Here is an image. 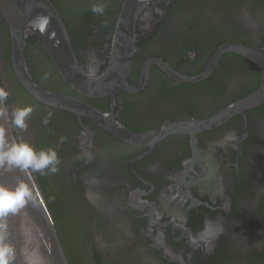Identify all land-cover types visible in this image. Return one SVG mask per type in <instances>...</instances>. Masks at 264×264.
<instances>
[{
  "label": "flooded vegetation",
  "instance_id": "obj_1",
  "mask_svg": "<svg viewBox=\"0 0 264 264\" xmlns=\"http://www.w3.org/2000/svg\"><path fill=\"white\" fill-rule=\"evenodd\" d=\"M125 1L51 0L64 13L87 75L92 66L96 76L106 69ZM117 3L112 21L107 5ZM93 5L104 12L93 13ZM78 11L89 13L87 23H79ZM227 44L264 48V0H147L127 77L139 89L117 91L114 100L73 90L38 40L26 41L24 59L41 89L113 113L128 132L144 134L210 121L262 88L260 61L231 51L217 55ZM11 46L0 17L5 106L18 143L58 154L57 172H32L71 264H264V104L194 135L172 133L152 148L136 146L31 95L16 76ZM152 59L174 74L202 77L178 80L158 64L145 71ZM26 106L33 111L20 129L12 113Z\"/></svg>",
  "mask_w": 264,
  "mask_h": 264
},
{
  "label": "water",
  "instance_id": "obj_2",
  "mask_svg": "<svg viewBox=\"0 0 264 264\" xmlns=\"http://www.w3.org/2000/svg\"><path fill=\"white\" fill-rule=\"evenodd\" d=\"M147 0H126L117 18L113 51L106 69L96 76V66L91 67L87 75L79 66L71 46L66 26L51 0H0V16L8 28L12 46L11 56L14 71L21 85L35 98L44 104L67 110L79 117L90 119L100 127L109 131L126 143L152 148L164 136L172 133L192 134L198 131L214 128L229 117L241 114L243 111L264 104V79L262 88L238 104L230 106L220 116L206 122L176 123L162 126L159 129L144 134L128 132L119 124L113 113H104L83 101L65 97L41 89L31 79L24 59L26 41L34 37L42 45L53 60L64 79L79 94L87 97L111 96L117 91H136L139 88L128 86L127 77L131 71L135 53V25ZM222 51L235 52L248 60L260 61L264 71V48L261 50L243 47L237 44H227ZM158 64L171 76L183 81H196L169 71L160 61L152 59L147 65ZM215 64L211 61L205 74L209 73ZM0 88H2L0 84ZM3 89V88H2ZM114 105L112 106V110ZM0 125L6 128V140L9 144L18 143L5 106L0 103ZM20 182L26 184L32 192L29 203L17 214L6 218L10 240L17 249L15 264H23L24 253L36 251L42 264H69L59 237L55 221L48 209L42 190L31 169L21 171L17 168L0 169V185L14 189Z\"/></svg>",
  "mask_w": 264,
  "mask_h": 264
},
{
  "label": "clouds",
  "instance_id": "obj_3",
  "mask_svg": "<svg viewBox=\"0 0 264 264\" xmlns=\"http://www.w3.org/2000/svg\"><path fill=\"white\" fill-rule=\"evenodd\" d=\"M91 11L95 14H102V5H93ZM8 97V92L0 88V103ZM33 111L31 106L17 108L12 113V123L20 129L27 127L26 118ZM5 112L0 109V114ZM47 123V120H45ZM58 154L54 149L41 150L37 152L28 143L9 144L6 140V128L0 125V169L12 168L26 171L31 169L35 172L48 170L52 173L58 171ZM32 192L29 187L20 182L14 189L0 185V264H15L17 249L10 240L6 218L10 214H17L30 202ZM23 264H42L38 252L31 251L24 253Z\"/></svg>",
  "mask_w": 264,
  "mask_h": 264
},
{
  "label": "trees",
  "instance_id": "obj_4",
  "mask_svg": "<svg viewBox=\"0 0 264 264\" xmlns=\"http://www.w3.org/2000/svg\"><path fill=\"white\" fill-rule=\"evenodd\" d=\"M111 6V9L108 7V5H107V10H106V13L107 14H109L110 15V17L112 16V21H114V19H115V15H117V13H118V11H119V8H120V3H117V4H115V5H110ZM58 11H59V13L60 14H62L61 16H63L64 17V13L62 12V10L61 9H59L58 8ZM89 13H87V14H84V13H81L80 11H78V15H79V18H78V20L80 21L79 23H87L88 21H87V15H88ZM1 17V16H0ZM64 19V18H63ZM66 20V19H65ZM91 21H93V22H95L96 24H98V25H103V22L101 21V18H91ZM66 23H67V21H65ZM67 26H68V23H67ZM67 31L69 32V30L67 29ZM69 35H70V33H69ZM71 39V38H70ZM37 40L35 39V38H29L28 39V44H29V42H36ZM71 43H72V41H71ZM72 47H73V44H72ZM73 49H74V47H73ZM47 206H48V204H47ZM48 209H49V206H48ZM49 211H50V209H49ZM52 215V214H51ZM56 225V224H55ZM56 228H57V225H56ZM58 230V229H57ZM59 237H60V239H61V236L59 235ZM61 242H62V240H61ZM62 246H63V249H64V251H65V254H66V257H67V259H68V261H69V264H71V262H70V260H69V256H68V254H67V251L65 250V247H64V245H63V242H62Z\"/></svg>",
  "mask_w": 264,
  "mask_h": 264
}]
</instances>
